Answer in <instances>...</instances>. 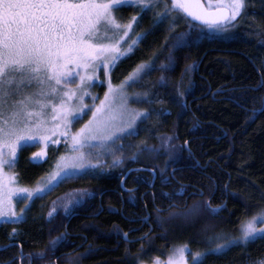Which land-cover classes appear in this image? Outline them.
I'll list each match as a JSON object with an SVG mask.
<instances>
[{"label": "trees", "instance_id": "16d2710c", "mask_svg": "<svg viewBox=\"0 0 264 264\" xmlns=\"http://www.w3.org/2000/svg\"><path fill=\"white\" fill-rule=\"evenodd\" d=\"M163 3L160 0L157 8L146 12L133 5L116 9L121 23L136 16L133 38L136 33L147 35L131 55L118 61L112 79L118 84L137 66L151 65L142 88L148 94L146 100L162 102H146L145 106L148 111H168L153 112L151 119L141 123L137 135L124 138L125 144L118 151L123 162L112 165L108 160L102 167L112 175H100L92 182L90 178L101 172L95 170L94 174L68 179L55 187L47 200L39 199L25 210L27 218L15 225V237L25 254L21 262L10 264H55V260L58 264H139L150 255L167 257L184 244L192 251H203L209 246L207 236L220 233L224 239L238 237L241 223L264 210V111L258 112L264 105V0L248 3L233 29L226 27L215 36L179 48L175 46L177 33H191L195 38L198 30L190 27L192 22L188 19L175 25L167 20L155 23L156 12L163 11ZM161 77L166 82L163 85ZM167 136L172 139L164 143L162 138ZM145 145L156 151H144ZM36 150L33 145L19 151L15 170L21 185L37 183L63 152L50 147L47 158L37 164L30 158ZM129 151L132 155L140 153L138 164L155 168L159 179L176 168L177 182L206 197L200 199V205L197 202L199 211L192 216L176 215L193 208L191 198L186 207H161L162 213L154 212L150 223L155 228L140 243L142 248L129 247L123 239L122 229H129L127 218L145 215L140 208H128L131 206L127 194L124 193V206L120 201V180L129 165ZM140 174L146 181L138 188H148L149 171ZM159 179L151 187L157 199L164 198L165 185ZM132 182L131 176L125 180L127 186H133ZM101 193L103 211L99 212ZM136 193L141 203L140 194ZM144 199L151 205L149 193ZM77 200L88 203L84 209L92 208L78 209L80 212L66 228L65 205L75 207ZM110 202L116 205L113 213L105 208ZM209 204L218 208V214L210 212ZM12 233V229L0 226V246L10 243L8 237ZM7 252L10 254H1ZM37 253H42V257ZM263 255L264 239H257L223 255H210L206 264H239Z\"/></svg>", "mask_w": 264, "mask_h": 264}, {"label": "snow or ice", "instance_id": "6c2138e0", "mask_svg": "<svg viewBox=\"0 0 264 264\" xmlns=\"http://www.w3.org/2000/svg\"><path fill=\"white\" fill-rule=\"evenodd\" d=\"M159 3L160 0H0V218H5V222L27 218L22 215L25 209L22 208L20 214L15 211L14 193L20 199L31 200L33 196L28 188L15 187V174L6 176L4 172L5 166L12 168L17 163L18 149L35 143H42L46 148L49 141L59 142L51 140L57 134L70 140V152L57 162L54 186H58L68 179L94 174L93 169L100 166L101 161H93L85 148L111 151L112 145L121 139L118 133L136 135L138 133L134 130H127L132 129L137 120L143 123L152 118L153 112L162 114L168 111H138L127 107L125 85L138 82L140 73L146 67L150 70L151 65H139L119 85H114L110 77V70L117 66V62L131 53L147 35L136 33V38L129 37L136 16L121 23L114 10L131 4L146 12L157 8ZM244 8L245 0H208L207 7L201 0H164L163 11L156 12L155 23L167 20L175 25L179 20H190V27L198 30L195 38L191 33H177L175 41L176 47H186L215 36L236 21ZM101 69L107 77L108 90L99 104L89 106L84 103V97L90 95L89 82ZM77 79V86L71 87L70 84ZM160 83H166L163 77ZM73 100L78 103L74 105ZM145 102L162 101L147 99ZM85 108L91 112V118L73 132L72 123L82 119V113L87 114ZM261 111H264V105ZM171 139V136L162 138L164 143ZM144 151L154 152L156 149L145 145ZM32 155L33 162H40L46 152L41 148ZM120 162L119 158L114 160V164ZM168 182L167 176L161 178V183ZM40 191L37 189V194ZM162 195L171 198L172 194ZM208 206L213 215L218 214V208ZM65 210L71 211L67 205ZM198 211V206H194L176 215L192 216ZM52 215L50 212L49 217ZM239 231L240 235L231 239H224L220 233L207 236L205 240L209 246L203 251H192L187 244L180 245L167 261L157 258L154 264H206L210 255H223L233 247L264 239V210L242 222ZM124 235L127 237L126 233ZM9 239H15V229ZM220 240L223 243L217 242ZM55 243L53 241V246ZM11 246H0V250ZM36 255L42 257L43 254ZM251 264H264V260Z\"/></svg>", "mask_w": 264, "mask_h": 264}, {"label": "flooded vegetation", "instance_id": "af4514ba", "mask_svg": "<svg viewBox=\"0 0 264 264\" xmlns=\"http://www.w3.org/2000/svg\"><path fill=\"white\" fill-rule=\"evenodd\" d=\"M252 1L253 0H245V8H246V5L248 3H251ZM132 53L133 52L129 53L124 58L128 57ZM185 146L187 148L189 147L188 142H185ZM35 152H38V151H35ZM46 153L48 155V150L46 151ZM129 154H130L128 156L129 165H128L125 173H124L125 174L124 177H122L120 180V189H121V193L119 195L120 201L122 203V206H124L125 205L124 193L127 194V196H126L127 202L131 206L128 208L134 207L136 210H138V208H140L143 210V213H145V215L142 217L139 215V217H133L131 219L127 218L128 222H129V226H128L129 229H127V231L122 229V231H124L123 234H125V233L127 234V237H125V235H123V239L126 241L127 244H130L129 247H132V245H134V246L137 245V246H139V248H142L140 243L145 239V236L148 235L149 232L152 233L154 231L155 227L153 225H151V223H150V221L152 219V214H154V212L155 213H162L163 209L161 207H176L177 209H180L182 207H186V205L188 203V199H190V198L192 200V204L194 202H198V203L200 202L201 203L200 199H203L204 193L196 192V190L193 187L192 188L188 187L183 182L182 183L177 182V180L174 178V176H175L174 171L176 169V168H174V169H171L169 171L168 175L165 174V176L168 177L169 182L168 183H162L165 185L163 188L164 190L162 192L172 194L171 198H169L168 196H164V198L159 197V199H157L156 198L157 196L155 195V193L152 191L153 189L151 188L152 186H154L156 180L159 179L158 178L159 174H158L157 170L153 167H150V166L143 167V165L138 164L137 159H140L142 156V155H140V153H138L136 155H132L131 151H129ZM47 155H46V158H47ZM133 157H135V159H133ZM30 158L33 161V155H31ZM45 159H41L40 162H36V163L40 164ZM106 163H108V162L103 160V161H101L100 166L93 169V171L99 170L101 172H97L99 174L94 176V177H91L90 181H92V182L97 181L99 179L100 175H103V176L105 174L106 175H112V173L109 170H102V167H105ZM16 166H17V163L14 166L13 173L16 175V178H17L18 174L15 170ZM142 168H145V169H142ZM129 169H131V171H129ZM147 170L149 171V173L151 175L149 187L144 188V189H139L138 187H140L142 185V183L144 181H146V180H143V176L140 173H141V171H147ZM126 173H128V174L126 175ZM154 173H155V176L153 175ZM128 176H131L133 178V182H132L133 186H127L125 184V180ZM159 181H161V179H159ZM55 187H57V186L52 187V190H50V191L47 190L45 192H42L40 194L33 196L32 199L28 202L27 207L23 208V209L27 210V209L31 208V206L39 199H42V198L48 199L47 196H49L53 192V189ZM171 189H174V190L176 189L177 191L173 193ZM136 192H139V194H140L141 203L138 202ZM148 193H149V195H151V205L146 203L145 199H144L146 197V195H148ZM178 193H181V194H178ZM86 194H88V192H86ZM197 194H200V195L195 196ZM94 196H95V194L92 197H94ZM92 197H90V198H92ZM101 197H102V193H101L100 199H99V205H100V207H98L99 212L103 211V207L101 206ZM204 198H206V197H204ZM47 199H45V200H47ZM183 200L186 202V204H184L182 202ZM163 202L166 203V206H164ZM14 205H15V211L17 213H20V210L22 209L21 207H19L20 205L15 204V201H14ZM87 205H88L87 202L79 203V204L75 205V207H69L68 209H70L71 211H65V214L67 215V216H65L67 218L66 228H67V224L69 223V221L72 220L80 212L79 210H86V209L90 210L92 208V207H90V208L84 209L85 207L89 206V205L88 206ZM105 206H106L105 207L106 210L110 213H113L116 211V205L113 204L112 202L107 203ZM94 209H96V208L93 207L92 210H94ZM22 215H24V213ZM155 220L156 221L158 220L157 217H155ZM17 223L18 222L1 221L0 226H3L4 229H12L13 230V229H15V227H16L15 225ZM113 233H114V231H113ZM68 236H70V233L68 234ZM66 240L64 242H66ZM79 241H80V239H79ZM9 244H12L13 246L8 247L6 250H0V264H10L16 260H18V262H21V260L24 257L22 254H25V253L23 252L21 245H20V243L16 237L14 240H10V243L5 244V245H9ZM5 245H1V246H5ZM4 251H9L10 254H8V252H7L6 254L2 255L1 253ZM30 259H31L30 261L32 263V258H30ZM55 264H58L57 260H55Z\"/></svg>", "mask_w": 264, "mask_h": 264}, {"label": "rangeland", "instance_id": "374dc122", "mask_svg": "<svg viewBox=\"0 0 264 264\" xmlns=\"http://www.w3.org/2000/svg\"><path fill=\"white\" fill-rule=\"evenodd\" d=\"M204 1L206 2V5L208 6V0H204ZM129 5H131V4H128V6ZM115 11H116V9L114 10V14H115ZM243 12H244V9L241 12V16L244 14ZM241 16L237 17V20L236 21H233L230 25H228L227 26V29L229 30V29H233L234 27H236L237 22L239 21L238 19ZM221 31L218 32V33H221ZM131 34H132V32L129 33V37L133 38ZM129 37H126L125 39L126 40L129 39ZM123 46L126 47L127 45H123ZM135 48L136 47H134V49ZM134 49H133V51H134ZM128 54L129 53H127L126 55H128ZM122 58H124V57H122ZM112 70H110V77H111V81L113 83ZM133 71L131 73H133ZM148 73H149V68L146 67L144 69V71L140 73V77L138 78V82H136L134 84L133 83H129V84L125 85L124 92L126 94L127 107L130 110H138V111L147 110V108L145 106V103H146L145 100L148 97V94L142 88V86L146 84V81H145L144 76L146 74H148ZM122 82H120L118 84H114V83L113 84L114 85H119ZM78 83H79V81L77 79V80H75V82H72L70 84V86L73 87V88H75ZM89 83L91 85L88 88V92L90 93V95H87V96L84 97V103L87 104V105H89V106H91L93 103L99 104L100 100H102L104 98V93L108 90L107 77H106L105 72L103 71V69H101L98 72V76L97 77H94V79L91 82H89ZM92 97H95L96 99L93 100ZM77 103H78V101L73 100V104L74 105L77 104ZM117 104H119V100L117 101ZM260 111H261V109L258 110V112H260ZM84 112L87 113V114L85 115V114L82 113L81 114L82 115V119H79L78 121H76V120L73 121L72 126H71V130L73 132L77 131L80 127H82L91 118V112L88 111L87 108H85ZM50 114L51 113L49 111V115ZM140 125H141V121L140 120H137L135 122V124L132 126V129H128L127 131H133L134 130L136 132L139 129V126ZM118 135L121 136V139L118 140V141H116V143L112 145V150L111 151L105 152V151H103L102 149H99V148H97V149H88V148H85L84 151L86 153H90V158L93 161H95L96 159H99L100 161H103V160L108 161L109 160V161L112 162L113 165H115L114 164V160H116L115 157L118 158L120 156L119 153H118V151H120L121 148H122V146L125 144V142L123 140L127 136L125 133H118ZM51 140H57L59 142L58 143H52L51 141H49L46 148H45V145L42 144V143H35L34 144V146L37 147V150L36 151H40L41 148H44L45 149V152H46L47 150H49L50 147H54L57 150L58 149H62L63 150L62 154L59 156V158L57 159V161L54 163V166L51 169V171H49L48 174H46L37 183H35V184L31 185V186L21 185L18 182V180L16 178V175H15V180H14L15 187H17V188H28L30 191H32L33 196H35V195H37V192H36L37 189H41L42 190V191H40L38 193V194H40L42 192L47 191V189H48L49 186L56 185V180H57V178H56V172L58 171V169H57V162L60 160V157L61 156H64V155H66L67 153L70 152V150H71V142H70V140L66 139L64 136L59 135V134H57L55 136H52L51 137ZM94 143H99V142H94ZM20 150L21 149H18L17 156L19 155V151ZM46 155H47V153H46ZM46 155L43 156V157H41L40 160L41 159H45L46 158ZM119 160L121 162H123V159L121 157H119ZM120 164L121 163H118L116 165H120ZM13 171H14V167L9 168V167L5 166V168H4V172H5L6 176L7 175L14 174ZM162 175L164 176V172L163 171H162ZM77 177H79V176H77ZM5 184H7V180H5ZM21 195H27V194H21ZM207 196H209V195H207ZM12 200H13V203L15 201V204H22V207L21 208H26L27 205H28V202L30 201L28 199H20L15 193L12 195ZM197 204H198L197 202H194L193 206H196ZM198 205H200V203ZM18 214H20V213H18ZM1 221H5V218H0V222ZM8 221H10V222H18L19 223L21 220L11 219V220H8ZM259 226L260 225L258 223L257 224V227H259ZM16 231L17 230H15V233H16ZM169 255L167 257L155 256V257H152V258H151V255H150V258H148V260H145L143 262H140L139 264H154V261L157 258H159L160 261H167ZM189 259H190V257H189ZM258 260H264V255L262 257H259V258L248 259L247 261L242 262V263H239V264H251V262L258 261Z\"/></svg>", "mask_w": 264, "mask_h": 264}, {"label": "water", "instance_id": "95a60500", "mask_svg": "<svg viewBox=\"0 0 264 264\" xmlns=\"http://www.w3.org/2000/svg\"><path fill=\"white\" fill-rule=\"evenodd\" d=\"M201 3H203L206 7H207V5H206V3H205V1L204 0H201ZM195 23H199V22H195ZM142 169H145V168H142ZM128 173H126V175H127Z\"/></svg>", "mask_w": 264, "mask_h": 264}]
</instances>
